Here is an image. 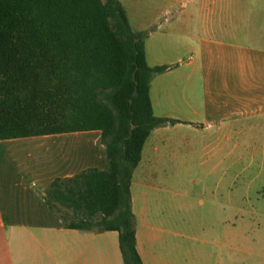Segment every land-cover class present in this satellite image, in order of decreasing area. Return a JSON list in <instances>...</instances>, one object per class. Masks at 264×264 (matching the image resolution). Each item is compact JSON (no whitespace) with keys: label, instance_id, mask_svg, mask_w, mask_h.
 <instances>
[{"label":"crops","instance_id":"1","mask_svg":"<svg viewBox=\"0 0 264 264\" xmlns=\"http://www.w3.org/2000/svg\"><path fill=\"white\" fill-rule=\"evenodd\" d=\"M185 15L199 22L193 56L151 46L150 60L145 45L150 66H169L151 80L154 114L179 122L151 132L133 174L137 249L144 264H264V0H202ZM88 168H108L99 130L0 140V264H125L118 231L70 228L45 199ZM194 168L234 184L191 194L174 178Z\"/></svg>","mask_w":264,"mask_h":264},{"label":"trees","instance_id":"2","mask_svg":"<svg viewBox=\"0 0 264 264\" xmlns=\"http://www.w3.org/2000/svg\"><path fill=\"white\" fill-rule=\"evenodd\" d=\"M146 33L133 31L120 0H0V140L101 131L106 170L55 179L48 205L67 226L116 230L125 264L137 249L131 183L158 126Z\"/></svg>","mask_w":264,"mask_h":264},{"label":"rangeland","instance_id":"3","mask_svg":"<svg viewBox=\"0 0 264 264\" xmlns=\"http://www.w3.org/2000/svg\"><path fill=\"white\" fill-rule=\"evenodd\" d=\"M127 14L129 24L133 31L143 29L146 33L145 45L148 47L149 58L152 59L151 46L156 53L159 49L170 58L180 56L183 60L193 56V48L196 47L199 36L198 17H188L187 11L199 9L202 0H120ZM189 18L192 22L186 26L182 20ZM183 42V43H182ZM187 45V46H186ZM178 64V63H176ZM158 112V111H157ZM201 161L198 157L194 160L195 167ZM181 179L194 194L203 184L218 183L222 186L233 185V178L230 177H206L197 168L192 169L188 175L175 177ZM181 183V181H180ZM200 194L190 198L191 214L202 208L199 203ZM250 209V208H249ZM248 209V210H249ZM224 210V208L222 209ZM251 210V209H250ZM260 210V209H258ZM224 215V213H223ZM250 264H256L259 257L251 255L248 258Z\"/></svg>","mask_w":264,"mask_h":264}]
</instances>
